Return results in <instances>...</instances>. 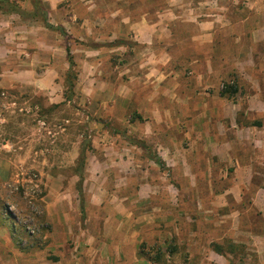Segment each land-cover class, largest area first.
I'll return each mask as SVG.
<instances>
[{"label":"rangeland","instance_id":"rangeland-1","mask_svg":"<svg viewBox=\"0 0 264 264\" xmlns=\"http://www.w3.org/2000/svg\"><path fill=\"white\" fill-rule=\"evenodd\" d=\"M41 1L54 29L16 14L19 20L0 21V264H55L53 258L70 256L83 237L79 230L95 235L103 217L89 204L96 176L104 179L105 193L127 198L114 205L131 215L138 264H264V0L203 6L197 20L215 14L212 42L169 46L167 66L155 65V41L146 46L129 36L121 51L107 54L104 45L96 57L84 58L81 47L105 43L113 29L105 21L112 19L116 0H63L54 11ZM87 1L96 8L88 12ZM130 1L136 17L163 5ZM73 18H91L99 26L88 37L67 25L68 34L59 24ZM65 48L77 79L73 99L62 104ZM87 60L101 80L88 88L78 80ZM49 65L57 72L52 89L44 74ZM167 67L178 69L170 91L157 88ZM233 84L237 92L221 96ZM189 96L195 104H188ZM251 123L262 128H248ZM84 138L91 150L79 176ZM220 139L230 149L227 158H246L239 166L200 151ZM129 140L144 142L146 152ZM189 145L197 151L188 152ZM164 146L171 151L161 153ZM102 203L107 214L111 207Z\"/></svg>","mask_w":264,"mask_h":264},{"label":"crops","instance_id":"crops-1","mask_svg":"<svg viewBox=\"0 0 264 264\" xmlns=\"http://www.w3.org/2000/svg\"><path fill=\"white\" fill-rule=\"evenodd\" d=\"M43 1L47 3L50 10L54 11L63 0ZM116 1L118 2V5L112 9V11H114L113 16L111 17L112 19H107L105 21L109 25H113V29L108 31L106 35V41H104L105 43L101 44L94 42L89 48L81 47L79 51L84 53L85 59H88L91 56L96 57L104 49L107 54H113V52L118 50L121 51L123 48L125 49V41L129 36L133 42L146 46L151 45V43L155 41V65L161 64V66H167V64L171 62L172 59V54L170 52L171 49H169V46L177 45L179 42L184 43L185 41L196 43L197 45L201 46H207L208 43L210 44V42H212V29L215 26L216 21L215 19L211 18H213L215 14L213 13L209 15L211 16L210 19L208 17V19L205 20H197L198 16L196 13L201 8L204 9L205 7L203 6L214 8L212 6L216 3L215 0H201L199 2H194L192 0H163V5H155V7L151 5L147 12H143L142 14L138 15V17L134 16L131 12L132 4L130 0ZM83 6L88 12L96 8L95 5H91L90 1L83 3ZM152 12H154L153 16L155 14L154 18L153 16H149ZM116 16L118 17L116 18ZM11 20H19V18L14 15H0V21L5 22V24L10 23ZM177 24L180 26L194 27V32L191 33L185 32L183 30H177ZM67 25L79 26V28L84 30L87 36L90 37V34L94 30H97L96 27L99 26V22L91 18H82L78 21L73 18L69 22H62L59 24V26H61L64 30L66 29ZM65 31L68 33L67 30ZM9 33H11V30H9ZM77 39L79 41H84L81 36ZM104 45L107 47L104 48ZM45 49L50 50L51 48L45 47ZM88 61L89 60L82 64L81 72L78 75L79 85L83 82H86L87 88L94 87L98 83H101V80L99 81L97 76L94 74V71H92L94 70V67L91 66ZM167 70L166 73L163 72L164 74L161 73L160 77H158L161 79L158 81L159 83L157 88L161 84L162 87H167V91H170L173 90L177 85H175L174 81L176 80V73L178 69L172 71L167 67ZM205 70H207V68H205ZM155 71H157L156 66ZM23 72L27 71H21V73ZM56 73L57 72L55 68H52L50 65L44 67V74L46 76L51 77ZM171 73H174L175 75L169 77ZM54 78L55 77H51V81L48 82L49 89L57 86ZM196 83L197 86L200 85V81H197ZM102 85L103 87L100 89L104 90L108 88L106 80L102 83ZM193 87H196L195 83L193 84ZM163 96L170 99L172 98L171 95H167L165 92ZM191 99L192 97L190 96L187 98L188 104H195V102H193ZM183 103L186 104V100ZM164 116L166 117V114H164ZM165 126L168 128L167 123H165ZM247 127L249 128L252 126ZM258 128H262V125ZM244 134H246L245 138L249 137L247 136L248 133ZM219 143L220 144L216 143L214 146L209 145L207 149L201 148L200 151L215 156L218 162H226L232 166H239V162L246 159L244 156L240 160H238V158L236 159L234 156L227 158L226 156L228 154L225 156L224 152L225 150L229 151L230 149L227 148V146H224V143L221 139ZM159 149L160 148L157 149V152H160ZM161 149V153L171 151L165 146L161 147ZM196 151L197 149L195 146L189 145L188 152L192 153ZM105 155L106 154H103L104 158ZM87 160L89 161L91 158H88ZM249 161L251 162L250 159ZM250 162L248 163L249 168ZM116 164V166H118V163ZM243 165L247 167L245 162ZM101 178V176H96L91 180V182L93 181L94 183L92 184L93 189L89 195V204L95 209V211L99 212L97 218L103 215L100 223L101 227L96 231L97 233L95 235H84L82 233L84 231L79 230L81 233L80 235L83 237L78 239L79 241L72 249L70 256L69 252H66V255L62 254L59 255V257L57 256L56 258H53L52 260L55 262V264H138L135 250L137 232H135L134 226L128 227V219L131 215L122 206L114 205V203H121L122 201L127 200V198L124 196L114 195V193L111 195L105 193V189L101 187V185L104 184V179ZM103 201L105 203H109V206L111 207V211L107 214L104 213L105 205L102 203ZM74 252L75 254H72Z\"/></svg>","mask_w":264,"mask_h":264},{"label":"trees","instance_id":"trees-1","mask_svg":"<svg viewBox=\"0 0 264 264\" xmlns=\"http://www.w3.org/2000/svg\"><path fill=\"white\" fill-rule=\"evenodd\" d=\"M27 2L28 7L22 8L21 5H19V2ZM0 13L3 15H12L16 14L23 20H40L44 22V27L49 29H54L51 25L47 23V17L49 14L48 9L44 6L41 0H0ZM56 30L59 32V34L63 37H67L65 31L58 27ZM66 52V59L69 65L68 71L66 72L65 76V90L63 94L64 101L62 104L70 102L73 99L74 96V81L77 79V74L73 72V61H72V55L70 53V50L68 48H65ZM237 92V89L234 87V84L232 86H226L225 89L221 92V96H226V94L232 95ZM57 106V105H56ZM248 126H256L261 127L260 123H251ZM129 144L132 146L145 151L147 150L145 143L142 141H136V140H129ZM88 150H91V143L90 140L84 138L82 141V147L77 157V174L79 176L83 173V167L86 160V152ZM155 161V163L160 164V161L158 159H152ZM6 218L10 219L12 218L9 213L6 214ZM217 253L218 250H217ZM151 262H158V258L155 259V261L150 260Z\"/></svg>","mask_w":264,"mask_h":264}]
</instances>
